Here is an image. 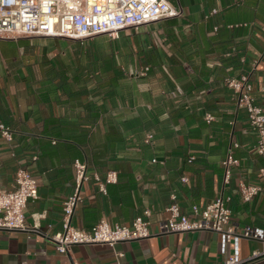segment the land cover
<instances>
[{
	"label": "crops",
	"instance_id": "crops-1",
	"mask_svg": "<svg viewBox=\"0 0 264 264\" xmlns=\"http://www.w3.org/2000/svg\"><path fill=\"white\" fill-rule=\"evenodd\" d=\"M169 1L181 16L119 37H0V120L13 131L12 141L0 131V188L14 189L21 168L39 180L26 222L48 235L62 229L76 160L90 178L73 226L131 225L151 211L149 237L74 245L66 254L39 232L0 231L2 263L219 264L264 252V241L243 236L246 226L264 228V196L244 201L240 190L241 183L264 186V160L246 109L225 83L248 74L264 108V0ZM231 150L239 165L226 183ZM110 171L117 179L102 192L95 175L104 181ZM173 193L187 215L193 205L228 199L237 236L226 243L212 230L160 233ZM247 264H264V254Z\"/></svg>",
	"mask_w": 264,
	"mask_h": 264
},
{
	"label": "built area",
	"instance_id": "built-area-1",
	"mask_svg": "<svg viewBox=\"0 0 264 264\" xmlns=\"http://www.w3.org/2000/svg\"><path fill=\"white\" fill-rule=\"evenodd\" d=\"M218 9L213 10L217 14ZM182 10L169 0H0V37L18 38L23 36H44L85 40L97 35L108 34L119 37L120 31L154 23L162 19L178 17ZM218 30V27H215ZM225 83L230 87L239 107L246 109L250 126L257 134L256 153L264 160V108L256 102L254 85L248 74L239 78L228 77ZM207 121L213 116L207 115ZM2 136L13 140L12 129L0 120ZM237 147V144L235 145ZM193 157L189 159L192 161ZM156 162V160H154ZM74 193L64 203L63 227L53 235L40 231L37 224L26 222V209L30 200L39 198V180L28 169H19L16 186L12 190L0 188V231L39 232L56 244L59 253L66 254L71 247L79 244L104 243L115 247L120 242L147 238L151 211L146 210L137 216L131 225L111 223L101 219L90 229L72 225L74 211L82 201L81 188L90 178L86 163L76 160ZM225 182L231 178V165H239L233 150L224 160ZM264 179V166L259 171ZM100 190L106 192L105 183L116 181L117 173L110 171L105 180L99 176ZM187 182V177H182ZM244 201H252L259 193L264 196V186L241 183ZM173 203L167 208L169 215L160 223V233L212 230L224 235L226 243L237 236L236 227L230 225L231 210L227 200L220 196L205 207L192 206L191 215L182 213L176 203L177 195H171ZM243 236L264 241V228L246 226ZM264 252L255 251L248 259L230 255L219 264H247L262 256ZM123 256L124 253H118ZM0 264H5L0 261ZM22 264H28L23 262Z\"/></svg>",
	"mask_w": 264,
	"mask_h": 264
},
{
	"label": "trees",
	"instance_id": "trees-1",
	"mask_svg": "<svg viewBox=\"0 0 264 264\" xmlns=\"http://www.w3.org/2000/svg\"><path fill=\"white\" fill-rule=\"evenodd\" d=\"M64 87L68 90L70 88L69 86V81L66 80L65 83H64Z\"/></svg>",
	"mask_w": 264,
	"mask_h": 264
}]
</instances>
